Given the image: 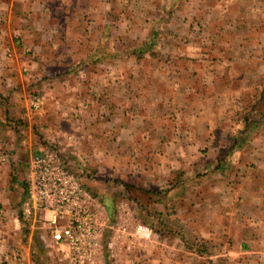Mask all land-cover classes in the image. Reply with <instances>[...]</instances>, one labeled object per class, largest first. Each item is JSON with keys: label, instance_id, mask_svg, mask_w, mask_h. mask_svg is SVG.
Returning <instances> with one entry per match:
<instances>
[{"label": "crops", "instance_id": "crops-1", "mask_svg": "<svg viewBox=\"0 0 264 264\" xmlns=\"http://www.w3.org/2000/svg\"><path fill=\"white\" fill-rule=\"evenodd\" d=\"M117 1L129 2L0 0V264H264V110L259 119L253 118L257 111L245 115V121L250 122L241 124L236 123V115L235 122L227 124L230 119L224 114L216 128L221 136L215 143L210 141L214 139L212 128L201 130L204 123L197 124L201 132L176 122L165 127L163 122L167 125L171 121L168 116L154 104L144 107L138 93L133 98H115L112 79H106L113 82L109 92H96V80L89 74L94 75V68L114 65L108 43L114 36ZM189 1L199 8L193 11L190 7L186 13H199L202 19L217 12L226 29H233L228 23L234 21V30L244 35L238 37L243 47L234 46L235 51L264 54V0ZM162 7L155 9L164 14ZM150 11H144L145 24ZM251 30L259 35L257 44L247 40H252ZM128 31L144 35L147 27ZM91 38L100 43L92 46L88 42ZM86 44L91 46L85 48ZM45 83L50 88L45 85L41 89ZM88 87H94L89 91L97 93L90 94L95 108H90L88 128L93 133L62 134L72 140L75 153L60 155L49 150L55 143L54 136L34 130L32 112H43L56 102L59 116H82L87 109L82 103L86 98H82L83 90ZM71 91H78L73 97L74 101L78 98V104L69 108L71 104L67 107L60 96H72L68 94ZM184 95L191 100L192 89H186ZM228 95L224 93L221 98L227 99ZM36 96L41 101L34 107ZM15 120L19 122L13 124ZM25 122L30 124L28 129ZM167 129L175 134L179 130V134L173 135V140L166 139ZM192 132L207 141L206 148H215L217 154L178 157L176 152L174 157L159 154L140 162L138 154L129 158L124 151L115 152L120 147L140 151L145 144L150 150H193L198 142L193 141ZM52 147L57 149L56 145ZM44 153L56 154L65 164L66 156H73L71 164L78 168L75 173L70 170L78 178L84 165H98V169L106 171V176L93 178L87 188L79 178L98 203L93 209L100 232L90 259L81 261L73 255L68 241L55 233L49 213L33 211L28 217L24 214L31 165L36 156ZM130 169L134 170L133 177L121 176L119 183L123 188L119 194L111 182L120 178L113 173L124 174ZM93 183L105 188L101 190ZM128 194L133 198H154L152 207L139 204V222L134 218L133 225L125 219L133 218L130 207L125 208L126 215L121 212L116 220L113 215L112 198ZM67 223L66 219L62 221L64 226Z\"/></svg>", "mask_w": 264, "mask_h": 264}, {"label": "rangeland", "instance_id": "rangeland-1", "mask_svg": "<svg viewBox=\"0 0 264 264\" xmlns=\"http://www.w3.org/2000/svg\"><path fill=\"white\" fill-rule=\"evenodd\" d=\"M143 1L146 0H136V3L134 0L115 2L114 36L108 43V49L113 52L114 65L94 68L92 70L94 75L93 73L89 74L96 80V92H109V84L112 81L106 82V79H112L115 98L122 100V95L133 98L138 93V100L144 107L154 104L163 114L168 116L171 121L167 125L163 122L162 125L165 127H172L177 123L178 126L183 125L186 128L189 124L197 132H201L197 124L204 123L203 126L201 125V130L203 127L212 128L214 133H211V136H214V139H210V141L215 143L221 136L219 132H216V128L219 126L224 114L226 117L228 116L227 119H230L226 122L229 125L235 122L236 116H238V122H236L238 124L250 122V120L245 121V115H250L256 111L257 113L253 114V118L259 119L264 110V68H261L264 67V58L261 57L264 54L258 56L256 53L234 50V46L243 47L238 37L244 36L240 31L234 30V21L228 23L233 29H226L222 27V22L219 20L221 16L217 12L202 19L199 13H186L190 7L193 11L199 8L191 6L189 0H148L147 4H144ZM194 2L192 4H195ZM231 4H233V1L226 3L225 6L228 7ZM145 6L148 8L145 9ZM162 6L165 7L164 14L155 9L163 8ZM209 7L212 8L213 6ZM150 9V19L147 21L148 24H145L144 19L147 16L144 15V11ZM144 27H147L144 35H138L134 32L129 34L128 29L142 31ZM250 36L252 40L248 37V42L251 41L253 44H257L259 35L251 30ZM88 42L95 46L100 43V40L97 42L96 38H91L88 39ZM247 44L251 45L250 43ZM91 45L86 44L85 48ZM70 59L72 60L71 56ZM51 71L52 73L56 72V70ZM71 84L73 83L71 82ZM45 85L49 87L48 83H45L41 84V89ZM189 88L193 91L191 100H187L184 95L186 89ZM39 89L40 87L36 91ZM94 89V87H88V89L83 90L82 98H86L82 103L83 107L87 109L84 114L82 113V116L77 115V113L69 118L59 116L56 113V105H58L56 102H52L53 104L46 107L43 112H32L33 123L31 124L34 125V130L37 128L38 131L43 130L44 133L47 132L54 136L55 143L52 144L56 145L57 149L52 145L49 150L56 151L60 155H64V152L75 153L76 149L72 145V140H66L62 137V134L64 132L69 134L75 132L93 133V129L88 127L91 124L90 108H95L90 101V94H97L89 90ZM36 91H34V94L37 93ZM75 92L78 91L68 93L72 96H67L65 92L67 96L65 98L60 96L67 107L71 104L69 108L78 104L76 102L78 98L75 101L73 100ZM224 93L227 95L230 93L231 95H228L230 98H221ZM126 98L124 97V99ZM72 101L74 102L72 103ZM183 104L184 106L187 105L184 109ZM199 108L204 110L203 113L198 112ZM76 115L78 117H74ZM151 118H149V123L153 125ZM16 121H13V124ZM146 122H148L147 119ZM22 125H20L21 128L24 127ZM29 125V123H26V129L29 128ZM47 130H51V132ZM184 130L181 135L183 146L186 143ZM167 131L165 133L166 139L173 140V135L179 134V130L177 134H175V131L174 133L170 131V129H167ZM21 136L26 137L24 133ZM225 136H228V132L225 133ZM192 138L194 142H198V144L194 143L193 150L185 147L173 150L167 148L150 150L147 149L145 144V148L140 149V151L138 148L134 150L135 148L131 147L128 149L120 147L115 152L124 151L129 158L138 154L140 162L153 156L174 157L176 152L178 157H200L201 155L207 156L208 153L212 157L214 153L217 154L215 148L205 147L207 141L203 142L200 135L192 132ZM177 139L180 140V138ZM201 144L204 148L196 146ZM77 152L79 153V151ZM153 153L154 155H152ZM72 157L66 156V164L75 173L78 167L71 164ZM150 163L153 164V159ZM80 168L82 176L79 173L77 175L80 176L81 183L86 182L85 188L88 187V184L91 185L93 178L98 179L100 175L102 177L106 176L104 173L106 171L98 169V165H84ZM117 172L113 174L119 176L120 180L112 181L111 185L114 188L113 190H117L116 192L121 194V191H119L123 188L119 183L121 182V176L124 175L129 179L133 177L134 170L130 169L124 174L120 171ZM109 173L111 172L109 171ZM182 174L180 172L181 176ZM94 185L98 187V184ZM98 188L102 190L105 187L102 185ZM112 199L115 200L114 220H116V217L120 218L121 212L126 215L125 208L130 207L133 218L127 216L125 219L127 218L131 225H133L134 218L135 220L139 218L137 217L139 204L143 205L145 203L151 205L150 207L154 204V198L152 197L134 196L133 198L130 194L126 197L119 195ZM99 201L102 204L104 203L101 198ZM144 216L147 217V213H144Z\"/></svg>", "mask_w": 264, "mask_h": 264}, {"label": "built area", "instance_id": "built-area-1", "mask_svg": "<svg viewBox=\"0 0 264 264\" xmlns=\"http://www.w3.org/2000/svg\"><path fill=\"white\" fill-rule=\"evenodd\" d=\"M41 98L36 96L33 106ZM24 214L33 211L51 215L50 223L59 238L68 241L70 250L81 261L90 259L100 232L93 206L96 200L83 188L79 178L54 154H40L33 159ZM68 223L64 226L63 220Z\"/></svg>", "mask_w": 264, "mask_h": 264}]
</instances>
